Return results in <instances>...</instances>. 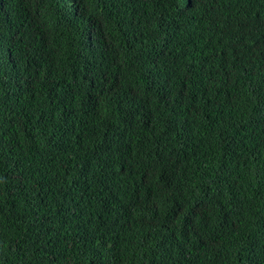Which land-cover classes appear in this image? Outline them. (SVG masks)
Masks as SVG:
<instances>
[{
	"label": "trees",
	"instance_id": "1",
	"mask_svg": "<svg viewBox=\"0 0 264 264\" xmlns=\"http://www.w3.org/2000/svg\"><path fill=\"white\" fill-rule=\"evenodd\" d=\"M0 264H264V0H0Z\"/></svg>",
	"mask_w": 264,
	"mask_h": 264
},
{
	"label": "bare ground",
	"instance_id": "2",
	"mask_svg": "<svg viewBox=\"0 0 264 264\" xmlns=\"http://www.w3.org/2000/svg\"><path fill=\"white\" fill-rule=\"evenodd\" d=\"M4 7V6H3ZM11 8V7H10ZM2 10V9H1ZM2 12V11H1ZM67 39V38H66Z\"/></svg>",
	"mask_w": 264,
	"mask_h": 264
},
{
	"label": "clouds",
	"instance_id": "3",
	"mask_svg": "<svg viewBox=\"0 0 264 264\" xmlns=\"http://www.w3.org/2000/svg\"><path fill=\"white\" fill-rule=\"evenodd\" d=\"M183 88H185V86H183Z\"/></svg>",
	"mask_w": 264,
	"mask_h": 264
}]
</instances>
